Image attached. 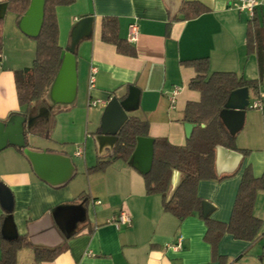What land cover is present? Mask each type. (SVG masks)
I'll return each mask as SVG.
<instances>
[{"label":"crops","instance_id":"1","mask_svg":"<svg viewBox=\"0 0 264 264\" xmlns=\"http://www.w3.org/2000/svg\"><path fill=\"white\" fill-rule=\"evenodd\" d=\"M185 1L194 0H180L175 11L169 0H76L57 7L63 50L71 45L73 27L81 16L94 17L91 33L76 47L77 96L73 103L53 104L50 87L32 104L30 115L43 107L50 111L48 118H39L32 127L25 124V135L27 130L32 136L49 133L36 149L28 146L39 155L37 162L14 146L0 151V179L13 194L8 226L9 212L0 201V238L1 234L28 236L37 247L64 245L65 249L53 260L39 262L34 248H23L18 264H220L205 240L207 226L200 215L194 213L181 221L165 211L160 194H147L144 177L132 159H119L104 171L89 172L99 157L109 156L116 142V135L110 141L112 134L105 136L101 131L106 105L91 107L92 100L124 99L130 86H135L139 98L130 105L128 116L149 121L150 137L185 145L190 136L184 110L188 102L201 98L189 85L197 75L190 61L208 58L211 73L233 71L246 79L259 77L257 54L247 49L251 18L233 7L237 0H197L210 10L190 19L179 11ZM4 15L5 47L0 54L3 121L11 113L25 112L18 100L16 72L32 66L37 49L33 35L21 27L24 15L9 11ZM106 16L117 18L119 36L135 48V55L119 52L115 44L102 38ZM254 18L264 27V4ZM134 22L138 37L130 41L129 26ZM92 67L97 70L90 88ZM175 86L181 91L172 107L169 94ZM257 99L262 106L247 108L245 123L236 134L237 149L219 145L215 150L219 179L201 180L197 186L198 195L212 204L209 215L215 220H230L246 168L255 177L264 175V74L258 90L250 89V103ZM91 128L95 129L92 135ZM96 135L101 138L95 151L88 142ZM79 146L84 148L82 156L75 154ZM182 178L183 173L175 170L170 195ZM123 210L131 217L130 225L119 222ZM254 214L261 219L264 233V190L257 193ZM263 241L264 237L259 242ZM253 245L227 233L219 243V253L233 264H264V250L250 254Z\"/></svg>","mask_w":264,"mask_h":264},{"label":"trees","instance_id":"2","mask_svg":"<svg viewBox=\"0 0 264 264\" xmlns=\"http://www.w3.org/2000/svg\"><path fill=\"white\" fill-rule=\"evenodd\" d=\"M76 0H45L44 20L40 33L33 36L37 42L36 56L31 67L16 72V88L19 104L25 107L22 115L28 117L34 102L42 99L45 92L53 84L62 64L63 48L59 43V21L57 7L71 5ZM6 11H12L18 17L24 15L29 8L30 0H8ZM210 8L201 1H185L180 6L184 19L195 18ZM179 18L173 16V19ZM5 15L0 16V54L4 49ZM102 38L115 44L119 52L135 55L136 50L119 36L118 20L106 16L102 22ZM248 53L256 52L259 66V77L246 79L233 71L210 72L208 58L190 61L197 71L191 80L190 88L201 93L199 101H190L184 110L183 120L196 124L185 145H175L166 138L154 139V159L152 169L142 173L147 194H160L165 211L172 213L179 220L198 213L205 221L207 231L205 240L212 247L213 258L220 264H233L227 257L219 253V243L227 233L237 239L255 243L264 237L261 233L262 221L254 214V205L259 190H264V175L255 177L246 168L228 222L213 219L203 214L205 201L197 193L201 180L219 179L215 166V150L219 145L237 149L236 135H232L221 118V110L225 107L231 92L247 86L258 90L264 74V27L257 19L248 22ZM13 114L19 113H11ZM9 116V118H10ZM8 118V119H9ZM6 119L5 122L8 120ZM100 131V130H99ZM150 136V123L137 116H129L120 131L116 142L106 158L99 157L89 172L104 171L114 161L122 159L131 161L138 137ZM24 152V147L12 145ZM29 143L26 140V147ZM248 152V150H244ZM175 170L183 173V178L170 195V186ZM1 182V179H0ZM0 264H18V252L23 248H34L37 261L53 260L64 245L54 248L35 246L28 236L7 238L1 234ZM264 260V253L261 255Z\"/></svg>","mask_w":264,"mask_h":264},{"label":"water","instance_id":"3","mask_svg":"<svg viewBox=\"0 0 264 264\" xmlns=\"http://www.w3.org/2000/svg\"><path fill=\"white\" fill-rule=\"evenodd\" d=\"M180 0H169L173 11ZM45 0H32L28 10L21 19V27L27 33L37 36L42 28L44 20ZM6 11V3H0V16ZM94 17L89 14L82 15L72 30V43L62 51V64L58 74L51 85L50 97L54 103L70 104L73 103L77 96L78 88V70L76 47L84 36L91 33ZM139 98V89L130 86L129 94L122 99L113 96L107 102L101 118V131L103 135H117L124 123L129 118L128 111L131 104H134ZM250 106V88L247 86L233 90L228 98L225 107L221 110V118L232 135L243 127L247 108ZM49 108L43 107L38 114H31L28 117L22 114H13L5 122L0 120V151L8 146L16 145L24 147L25 153L33 162H37L39 155L26 147L25 124L28 127L35 125L39 118H48ZM196 124L187 122V134H192ZM117 139V137H116ZM133 164L143 173L152 169L154 159V138L140 136L136 148L132 154ZM0 201L3 207L9 212L5 226L12 221L13 194L9 187L0 182ZM212 204L203 202V214L209 215ZM4 235V234H3ZM67 237L70 236L66 234ZM5 236V235H4ZM7 237V236H5ZM14 238V237H7Z\"/></svg>","mask_w":264,"mask_h":264},{"label":"built area","instance_id":"4","mask_svg":"<svg viewBox=\"0 0 264 264\" xmlns=\"http://www.w3.org/2000/svg\"><path fill=\"white\" fill-rule=\"evenodd\" d=\"M264 4V0H237L232 5L233 7L240 11L247 13L251 20L255 17L257 9ZM130 33H129V40L135 41L138 37V26L137 24L131 23L129 26ZM97 68L92 67L91 68V74H90V88L94 87L95 83V73ZM180 87L175 86L174 89L169 94V100L172 107H175L177 103L178 95L180 94ZM106 101H103L101 99H94L90 102L91 107L106 105ZM262 106V100L257 99L253 103H250V107L253 108H260ZM75 154L77 156H82L84 154V148L82 146H79L77 150L75 151ZM119 222L122 224L130 225L131 224V217L129 213L126 210H123L119 215Z\"/></svg>","mask_w":264,"mask_h":264},{"label":"rangeland","instance_id":"5","mask_svg":"<svg viewBox=\"0 0 264 264\" xmlns=\"http://www.w3.org/2000/svg\"><path fill=\"white\" fill-rule=\"evenodd\" d=\"M9 12H12V11H9ZM4 47H5V44H4ZM49 100V99H48ZM51 103H53V104H56V103H54V102H52L51 101ZM92 131L94 132L95 131V129H93V128H91V130L89 131V134L90 135H92ZM26 135H27V142L29 143V145H30V147L32 148V149H36V147H39L40 145H42L44 142H45V140H46V138L48 137V135H49V133H43V134H38V135H31V133L27 130L26 131ZM50 137V136H49ZM95 137H97V138H95ZM101 138V136H98V135H96V136H90V139H89V141L91 142H88L89 143V147H91V148H93V150H95L96 151V145H97V143H98V140L97 139H100ZM110 141H113L114 139H115V136H113V135H111L110 137ZM97 142V143H96ZM39 149V148H38ZM84 162V161H83ZM261 240V239H260ZM260 240H258L257 242H255V243H253L254 245H253V247H252V249H251V253L250 254H252V253H255L257 250L260 252V253H262V251L264 250V246H263V242L261 243V242H259ZM263 254V253H262ZM261 254V255H262Z\"/></svg>","mask_w":264,"mask_h":264}]
</instances>
